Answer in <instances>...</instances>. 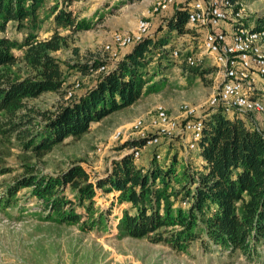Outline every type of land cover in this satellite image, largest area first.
I'll list each match as a JSON object with an SVG mask.
<instances>
[{
  "label": "trees",
  "instance_id": "1",
  "mask_svg": "<svg viewBox=\"0 0 264 264\" xmlns=\"http://www.w3.org/2000/svg\"><path fill=\"white\" fill-rule=\"evenodd\" d=\"M73 1L0 0V176L14 170L2 151L11 137L19 149L40 157L67 138L81 137L91 123L160 90L168 75L164 48L170 36L189 32L185 9L171 6L160 13L153 34L131 45L107 71L65 99L68 73L89 76L105 63L101 56L62 63L54 55L68 47L78 55V47L70 45L73 37L94 27L93 21L75 13ZM8 27L20 37L9 36ZM189 68L191 74L205 72L199 66ZM45 92L62 97L53 110L29 103ZM257 118L227 116L219 107L206 111L193 149L201 169L176 154L160 164L156 151L147 165L137 164L132 153L123 154L95 179L77 161L56 175L24 165L23 173L0 182V208L9 207L27 188L48 211L47 218L61 224L82 221L83 228L91 230L107 218L105 213L93 214L97 190L116 192L117 201L126 206L119 218L121 234L147 237L175 251L201 241L229 255L257 260L264 250V127L255 125ZM136 145L141 142L125 141L117 149Z\"/></svg>",
  "mask_w": 264,
  "mask_h": 264
},
{
  "label": "rangeland",
  "instance_id": "2",
  "mask_svg": "<svg viewBox=\"0 0 264 264\" xmlns=\"http://www.w3.org/2000/svg\"><path fill=\"white\" fill-rule=\"evenodd\" d=\"M242 1L246 7L245 17L264 25V0ZM154 2L74 0L72 5L81 11L77 14L93 21L94 27L73 37L70 45L78 47V55H74L70 47L58 50L54 55L62 63L100 57L104 54L103 45L110 40L112 32L134 30L138 19L151 17ZM7 33L11 37H20L12 27H8ZM194 41L195 50L197 40ZM186 42L182 37L177 39L174 32L170 36V42L164 48L168 57V66H165L168 75L163 78L164 84L160 90L143 95L130 107L91 123L89 131L81 137L67 138L40 157L19 149L17 140L11 137L2 145V151L14 170L0 176V182L9 181L23 173L24 165H30L36 173L56 175L66 170L73 161L79 162L90 177L95 179L104 175L113 159L127 153V149H117L122 143L119 139L113 140L112 135L117 129L128 127L136 117L149 116L154 107L161 104L174 117L179 114L182 102L197 106V114L204 115L209 110L205 104L207 98L218 81L215 78L217 69L205 59L199 66V70L205 71L203 75L191 74L190 68L186 67L180 57L170 55L174 48L181 49L185 55L188 52L185 49ZM96 74L94 72L87 76L78 72L68 73L63 91L78 93ZM75 82H79L76 88ZM60 96L59 93L45 92L30 99L29 103L40 110H53L62 99ZM64 98L69 97L65 94ZM257 119L262 123L259 117ZM186 139H189V133L175 135L171 142L158 149H144L135 161L137 164L148 163L156 151L161 153V158H156L160 164L168 163L172 155L176 154L177 159L201 169V159L197 152L187 149ZM29 191L27 188L20 190L9 207L0 208V264H264V250L261 251V258L248 260L239 254L229 255L217 245L209 243L205 246L201 241H194L188 248L175 251L166 244L151 242L147 237L121 234L119 218L126 206L117 201L116 192L97 190L93 214L105 213L103 217L107 218L103 224L88 230L83 228L82 221L61 224L47 218L48 211Z\"/></svg>",
  "mask_w": 264,
  "mask_h": 264
},
{
  "label": "built area",
  "instance_id": "3",
  "mask_svg": "<svg viewBox=\"0 0 264 264\" xmlns=\"http://www.w3.org/2000/svg\"><path fill=\"white\" fill-rule=\"evenodd\" d=\"M173 5L185 9L186 28L193 43L197 40V49L194 50L196 45L188 44L185 55L179 48H174L170 55L180 57L186 67L201 66L208 59L217 69L218 81L205 103L208 109L219 107L231 117L255 115L262 120V123L257 120L255 125L264 127V25L256 27L255 20L245 17L242 0H155L150 13L152 16L162 13ZM151 26V20L140 18L135 30L112 32L110 40L103 45L104 65L91 73L107 71L125 49L150 33ZM74 84L75 88L79 86V82ZM66 95L70 97L72 90ZM197 113V106L182 102L179 114L172 117L163 105H157L149 116L136 117L128 127L117 129L112 139H119L120 143L140 141L139 146L125 148L134 160L139 159L144 149H158L178 134L189 133L187 149L193 150L203 129V115ZM155 156L161 158V153L156 152Z\"/></svg>",
  "mask_w": 264,
  "mask_h": 264
},
{
  "label": "crops",
  "instance_id": "4",
  "mask_svg": "<svg viewBox=\"0 0 264 264\" xmlns=\"http://www.w3.org/2000/svg\"><path fill=\"white\" fill-rule=\"evenodd\" d=\"M131 3H133V2H131ZM74 7V6H73ZM104 8L106 9V8H108V5L107 6H104ZM171 12H172V10H171ZM75 13H81V11H79V9H75ZM80 17V16H79ZM160 18H161V16H160V13L159 14H156V15H151V17L150 18H148L149 20H151V22H152V26H151V29H150V31H151V33L153 34V31L156 29V27L158 26V24H159V22H160ZM177 35V34H176ZM177 36H181L182 37V40H184V41H187L186 42V44L185 45H188V44H193V41H192V39H193V37H192V34H190L189 32H187V33H185V34H183V35H177ZM178 39V38H177ZM129 48V47H128ZM127 48V49H128ZM126 51V49L124 50V52ZM164 104H166V103H164ZM162 105V104H161ZM164 106V105H163ZM166 106H167V104H166ZM165 107V106H164ZM166 108V107H165ZM147 165V163H143V165Z\"/></svg>",
  "mask_w": 264,
  "mask_h": 264
},
{
  "label": "bare ground",
  "instance_id": "5",
  "mask_svg": "<svg viewBox=\"0 0 264 264\" xmlns=\"http://www.w3.org/2000/svg\"><path fill=\"white\" fill-rule=\"evenodd\" d=\"M135 29H136V28H135ZM135 29H134V30H135Z\"/></svg>",
  "mask_w": 264,
  "mask_h": 264
}]
</instances>
